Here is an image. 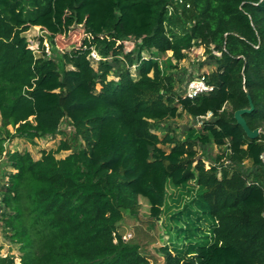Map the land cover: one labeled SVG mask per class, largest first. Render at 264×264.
I'll list each match as a JSON object with an SVG mask.
<instances>
[{"label":"trees","instance_id":"trees-1","mask_svg":"<svg viewBox=\"0 0 264 264\" xmlns=\"http://www.w3.org/2000/svg\"><path fill=\"white\" fill-rule=\"evenodd\" d=\"M33 26L51 57L28 48ZM77 34V46L57 51ZM198 47L207 66L199 75L214 90L189 98L161 62ZM92 48L106 57L97 66ZM249 97L243 116L260 129L256 138L234 117ZM0 114L8 167L0 225L19 244L20 264H151L119 233L125 212L140 217L145 202L160 220L169 188L191 182L202 189L212 239L165 244L163 264H264V0H0ZM183 114L203 120L199 129L183 139L170 127L159 133ZM65 119L81 148L63 140L34 158L5 146L54 136ZM211 142L223 151L207 167L198 146ZM63 150L71 152L57 157ZM1 249L0 264H17Z\"/></svg>","mask_w":264,"mask_h":264},{"label":"rangeland","instance_id":"rangeland-1","mask_svg":"<svg viewBox=\"0 0 264 264\" xmlns=\"http://www.w3.org/2000/svg\"><path fill=\"white\" fill-rule=\"evenodd\" d=\"M32 34L38 35L37 30H32ZM41 33V32H40ZM44 33V32H42ZM81 35H71L65 40H62L57 45V51L69 52L80 43ZM219 54V52L214 51ZM172 51H168V59H163L161 69L163 72L176 73L178 82L176 89L184 91L188 81L197 77L201 71L207 69V66L202 68L201 64L206 59L204 47L192 49L188 56L177 61L172 57ZM135 67H133V74L135 75ZM115 78L113 74L109 79ZM100 86L98 85V88ZM2 116L0 114V136L2 134ZM171 128L180 138H184L185 132L189 127L199 129V120L191 117L188 114H183L175 120H169L160 125L159 133L164 134L168 128ZM10 131H14L11 125L8 126ZM67 141L73 149L81 148L83 141L76 137L74 127L68 119L63 120L59 132L54 136L36 139V144H32L22 138H14L10 142H5L8 149L14 150H29L34 158L41 155L42 149L55 150L60 145L61 141ZM199 155L205 160L206 165L210 166L216 161L217 155L221 154L223 149L211 142L206 146H198ZM71 150H63L57 154V157H64L69 154ZM5 152L0 156V179L5 176V170L8 169L6 165ZM252 164L250 161L245 162L244 167L249 170ZM173 195L168 203V208L160 220L150 218L146 203H142L140 209V217L133 216L125 212L124 219L119 226V233L126 237V240L138 243L141 247V252L145 254L151 264H163L164 258L160 251V247L165 244L174 246L172 242L176 243V247L188 249L191 244L205 243L212 239L213 221L206 212L205 206L202 204L200 195L202 189L194 182L187 183L176 188H169ZM1 200V198H0ZM0 245H2L1 254L6 256L8 254L14 255L16 263L20 264L19 244L11 241L4 233L0 225Z\"/></svg>","mask_w":264,"mask_h":264},{"label":"built area","instance_id":"built-area-1","mask_svg":"<svg viewBox=\"0 0 264 264\" xmlns=\"http://www.w3.org/2000/svg\"><path fill=\"white\" fill-rule=\"evenodd\" d=\"M32 30H37L38 35L32 34ZM42 32L43 30L39 26H33L24 32V35L27 38L28 48H30L35 54H43L44 56L51 57L53 55V46L46 37L43 39V41H40L39 38L43 35ZM89 59L94 66H97L98 62L100 60H105L106 57H103L96 49L92 48L89 53ZM213 90L214 87L213 85L208 83L207 78L204 75H198L197 77H194L188 81L185 87V95L189 98H195L202 93H207ZM211 115L212 113L209 112L207 114V117H210ZM202 122L203 120H199L200 125L202 124ZM229 152L230 149L226 147V153ZM224 163L227 165L231 163V160L225 158ZM128 237H132V234H128L126 237H124V239L126 240Z\"/></svg>","mask_w":264,"mask_h":264},{"label":"water","instance_id":"water-1","mask_svg":"<svg viewBox=\"0 0 264 264\" xmlns=\"http://www.w3.org/2000/svg\"><path fill=\"white\" fill-rule=\"evenodd\" d=\"M249 99H250V97H249ZM250 104H251L250 108H242V109L236 110L234 112V117L237 120V122L243 127V129L245 130L246 134L250 138H256L259 135V133H260V129L259 128L251 129L249 127V125L247 124L246 119L243 116L244 113L250 111L253 108L251 99H250Z\"/></svg>","mask_w":264,"mask_h":264}]
</instances>
